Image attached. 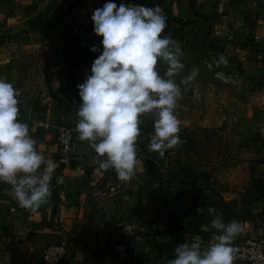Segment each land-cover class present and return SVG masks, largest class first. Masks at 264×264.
I'll return each mask as SVG.
<instances>
[{
	"label": "crops",
	"instance_id": "0c3cea01",
	"mask_svg": "<svg viewBox=\"0 0 264 264\" xmlns=\"http://www.w3.org/2000/svg\"><path fill=\"white\" fill-rule=\"evenodd\" d=\"M216 1L115 0L118 6L122 2L159 5L167 18L161 35L178 43L185 65L175 77L182 90L175 109L181 128L179 144L165 150L163 156L150 152L154 116L146 114L136 141V174L124 182L114 170L99 167L102 157H97L76 131V108L80 104L76 85L90 74L91 63L99 55L90 50L91 46L95 44L102 51V37L93 32L90 17L106 0H2L0 79L21 87L19 108L26 113L21 114L24 119L28 118L24 123L29 125L37 151L55 162L56 168L47 202L34 211L22 212L27 241L0 256V264H165L174 258V249L184 242L185 235L191 236L190 242L199 239L203 248L213 242L217 230L210 221L217 214L225 223L235 220L242 225V232L232 241L235 248L262 233L264 192L249 205L245 217L234 219L223 205L204 202L205 193L198 196L190 191L173 172L175 180L165 184L170 172L154 169L155 157L162 166L168 165L187 136L196 138L211 132L215 137L217 130L227 128H219L225 123L218 120L222 117L227 124L234 119L242 127V145L256 146L251 154L247 152L257 160L251 177L264 181V0H251L257 3L252 20L239 25L222 23L223 17L231 18H219ZM37 17L43 19L44 28L29 26ZM221 55L227 65L220 63ZM29 60L34 67L24 65ZM166 68L158 62L161 75ZM192 68L198 69V75L184 92L181 77ZM213 70L229 74L232 82L219 84ZM32 80L41 84L40 90H31ZM254 99L256 106L251 104ZM255 125L256 134L251 130ZM61 128L69 130L73 141L68 166L56 159L55 139ZM213 188L222 194L220 184ZM209 207L214 210L212 214L207 211ZM198 208L202 212L198 213ZM170 209L176 211L175 216L169 215ZM186 212H190L196 228L186 229ZM60 241L67 247L62 260L42 262L45 247ZM234 264L245 263L235 259Z\"/></svg>",
	"mask_w": 264,
	"mask_h": 264
},
{
	"label": "clouds",
	"instance_id": "9594fccd",
	"mask_svg": "<svg viewBox=\"0 0 264 264\" xmlns=\"http://www.w3.org/2000/svg\"><path fill=\"white\" fill-rule=\"evenodd\" d=\"M90 18L93 32L102 37V51L91 46L99 55L91 63L90 74L76 85L80 97L76 131L102 157L100 168L112 169L119 180L129 182L136 174L142 116H154L150 152L163 156L180 142L175 109L182 90L175 77L185 67L182 50L173 38L161 35L167 18L159 5L122 2L118 6L115 0H106ZM158 62L167 65L162 75ZM220 63H228L223 55ZM197 75L198 69L192 68L181 77L184 92ZM18 97L19 91L0 79V183L11 186L10 195L20 207L34 211L52 194L56 164L37 151L29 125L19 119ZM207 211L214 212L211 207ZM210 223L217 230L213 242L206 248L199 239L179 243L174 258L165 264H234L237 249L232 241L242 232V225L235 220L225 223L219 214Z\"/></svg>",
	"mask_w": 264,
	"mask_h": 264
},
{
	"label": "rangeland",
	"instance_id": "374dc122",
	"mask_svg": "<svg viewBox=\"0 0 264 264\" xmlns=\"http://www.w3.org/2000/svg\"><path fill=\"white\" fill-rule=\"evenodd\" d=\"M256 6L257 3H253L251 0H217L215 8H217L219 18L222 16L231 18L227 19L223 17L222 20L224 22L222 23L224 25L231 22L239 25L252 20V16L250 15L251 12H254ZM51 52L53 53V50ZM28 54L24 55L28 56ZM24 65L29 68L34 67L30 64V60L29 62L25 61ZM36 70L39 71L37 66ZM45 78L42 81L43 83H46ZM32 81L30 82V85L33 84L31 90H40L41 84L35 80ZM218 82L219 84H228L221 81ZM13 86L19 92L22 91V89L20 90L21 87L18 88L16 84H13ZM29 99L32 102L33 97L29 96ZM256 101L251 102V104L258 105ZM23 112L20 109L19 119L22 122H27L28 118L24 119L21 115ZM24 114L26 113L24 112ZM225 115L227 114H222L221 116ZM254 116H257V113ZM218 120H225V123L220 125L219 128L225 126L227 128L217 130L214 133L215 137H211L209 134L211 132H203V134L196 136V138L187 136L185 144L179 146L178 151L174 154V160L168 162V165L162 166L155 157L156 162H154V165L156 168L154 167V169L155 171L161 169V172L162 170L170 172L171 175L169 174V176L167 175L164 178L165 184L173 183L175 180L174 173L177 177L181 178L183 184H187L191 188L189 189L190 191L195 192L198 196L205 193L207 201L204 202L208 203V200H212L229 210V215L234 217V219L243 218L248 214L249 205L264 192V181L251 177V172L257 160L249 155V153L251 154L252 149L256 148V146L252 147V145L241 144L242 127L234 119H232V124L230 122L227 124L226 119L222 117ZM233 124L235 125L230 126ZM256 128L257 125L251 126L254 134H256ZM249 173L250 177L248 176ZM160 183L159 181L155 184L160 185ZM215 184L222 186L220 190L222 192L221 195L215 193L213 188ZM10 190L11 186L9 184L0 183V256L7 254V251L14 245L27 241L24 236L26 234L24 231L27 223L25 224L22 220L24 219L22 215L24 208L20 207L14 197L10 195ZM214 194L219 196L218 200L214 198ZM158 196L164 197L165 195L158 193ZM169 215L175 216L176 211L170 209ZM185 217L186 229L196 228V225L192 224L190 212H186ZM190 237L188 235L183 236L184 242H190Z\"/></svg>",
	"mask_w": 264,
	"mask_h": 264
},
{
	"label": "built area",
	"instance_id": "2783aa9c",
	"mask_svg": "<svg viewBox=\"0 0 264 264\" xmlns=\"http://www.w3.org/2000/svg\"><path fill=\"white\" fill-rule=\"evenodd\" d=\"M1 4L2 0H0V10ZM254 38H257V36H254ZM212 75L223 83L232 82V77L229 74H224L219 70H213ZM55 143L57 146V161L64 164L65 166L70 165L73 141L69 130L61 128L58 131ZM66 248L65 241H60L57 244L46 246L43 250L41 261L57 263L59 259L62 260L66 252ZM236 249V259L238 261L244 262L245 264H264V232L246 239L243 243L237 245Z\"/></svg>",
	"mask_w": 264,
	"mask_h": 264
},
{
	"label": "trees",
	"instance_id": "16d2710c",
	"mask_svg": "<svg viewBox=\"0 0 264 264\" xmlns=\"http://www.w3.org/2000/svg\"><path fill=\"white\" fill-rule=\"evenodd\" d=\"M44 25L46 24L43 23V19L40 17H37L36 19H34L33 21L29 23V26L31 28H37V27L44 28Z\"/></svg>",
	"mask_w": 264,
	"mask_h": 264
}]
</instances>
